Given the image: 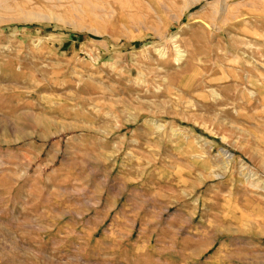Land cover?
Wrapping results in <instances>:
<instances>
[{
	"label": "rangeland",
	"instance_id": "rangeland-1",
	"mask_svg": "<svg viewBox=\"0 0 264 264\" xmlns=\"http://www.w3.org/2000/svg\"><path fill=\"white\" fill-rule=\"evenodd\" d=\"M262 2L0 0V264H264Z\"/></svg>",
	"mask_w": 264,
	"mask_h": 264
},
{
	"label": "crops",
	"instance_id": "crops-1",
	"mask_svg": "<svg viewBox=\"0 0 264 264\" xmlns=\"http://www.w3.org/2000/svg\"><path fill=\"white\" fill-rule=\"evenodd\" d=\"M252 8L255 13H252L250 19L246 21L245 27V40L249 51L247 52V57H240L241 59L239 58L238 61L235 58L234 63L245 64L244 66L248 69L246 70V78L243 81L245 88L250 90L251 93H255L256 91L264 90V23L261 22L264 19V2H262L261 6L253 5ZM242 59L244 63H242ZM235 75H238L236 66L229 67L224 73L225 79L222 81H225L226 78L231 80ZM220 76L218 75L217 77L219 78Z\"/></svg>",
	"mask_w": 264,
	"mask_h": 264
},
{
	"label": "bare ground",
	"instance_id": "bare-ground-1",
	"mask_svg": "<svg viewBox=\"0 0 264 264\" xmlns=\"http://www.w3.org/2000/svg\"><path fill=\"white\" fill-rule=\"evenodd\" d=\"M36 16V15H35ZM39 16H41V15H39ZM27 17V16H26Z\"/></svg>",
	"mask_w": 264,
	"mask_h": 264
}]
</instances>
